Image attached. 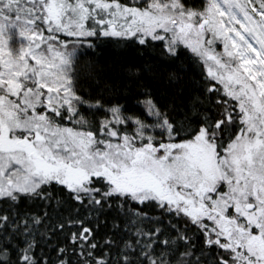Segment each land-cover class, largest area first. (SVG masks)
Listing matches in <instances>:
<instances>
[{"label": "snow or ice", "instance_id": "obj_1", "mask_svg": "<svg viewBox=\"0 0 264 264\" xmlns=\"http://www.w3.org/2000/svg\"><path fill=\"white\" fill-rule=\"evenodd\" d=\"M0 264H264V0H0Z\"/></svg>", "mask_w": 264, "mask_h": 264}, {"label": "trees", "instance_id": "obj_2", "mask_svg": "<svg viewBox=\"0 0 264 264\" xmlns=\"http://www.w3.org/2000/svg\"><path fill=\"white\" fill-rule=\"evenodd\" d=\"M124 55L118 49H113L111 46H105L99 50V59L102 63H106L109 58Z\"/></svg>", "mask_w": 264, "mask_h": 264}]
</instances>
